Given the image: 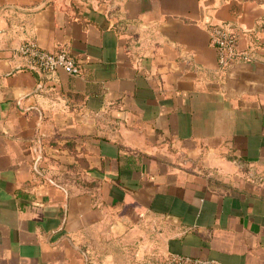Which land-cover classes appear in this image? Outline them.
Returning <instances> with one entry per match:
<instances>
[{"label":"crops","instance_id":"crops-1","mask_svg":"<svg viewBox=\"0 0 264 264\" xmlns=\"http://www.w3.org/2000/svg\"><path fill=\"white\" fill-rule=\"evenodd\" d=\"M178 256L264 264V0H0V264Z\"/></svg>","mask_w":264,"mask_h":264},{"label":"built area","instance_id":"built-area-1","mask_svg":"<svg viewBox=\"0 0 264 264\" xmlns=\"http://www.w3.org/2000/svg\"><path fill=\"white\" fill-rule=\"evenodd\" d=\"M210 44L218 52V61L222 67H227L234 61L246 60L248 54L236 46V37L227 23H213L209 26ZM18 53L25 59V65L38 71H54L58 68L70 74H79L80 66L73 57L63 50L50 51L32 40L25 41L17 48ZM178 264H215L213 260H202L178 256Z\"/></svg>","mask_w":264,"mask_h":264}]
</instances>
